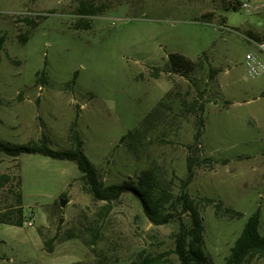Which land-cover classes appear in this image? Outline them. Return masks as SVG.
Segmentation results:
<instances>
[{
    "label": "rangeland",
    "instance_id": "obj_1",
    "mask_svg": "<svg viewBox=\"0 0 264 264\" xmlns=\"http://www.w3.org/2000/svg\"><path fill=\"white\" fill-rule=\"evenodd\" d=\"M82 1L101 12L81 16ZM236 1L0 0V140L67 150L77 120L105 186L150 172L174 196L191 158L186 191L203 220V249L209 264H225L258 210L264 236V75L251 79L245 68L249 53L264 63V0H251L252 11H235ZM172 53L196 63L190 77L164 71ZM0 174L12 177L0 188V264L147 255L181 264L177 221L153 224L130 193L95 201L75 163L2 155Z\"/></svg>",
    "mask_w": 264,
    "mask_h": 264
},
{
    "label": "trees",
    "instance_id": "obj_2",
    "mask_svg": "<svg viewBox=\"0 0 264 264\" xmlns=\"http://www.w3.org/2000/svg\"><path fill=\"white\" fill-rule=\"evenodd\" d=\"M239 8L235 3L233 8ZM79 14L84 17L97 16L101 10L91 6L87 1H82L79 6ZM83 27L82 29H89ZM4 44V37H0V47ZM196 69V63L186 56L172 53L168 56L164 71L168 74L190 77ZM157 74L154 77L160 75ZM195 107V105H193ZM194 110V109H192ZM203 107L201 111H203ZM204 128V123L200 125ZM200 129L198 136L202 135ZM70 149L54 150L47 145V142L29 143L25 145H14L0 140V156L6 155L14 159L23 155H40L59 161H69L75 163L81 174L88 183L90 192L97 202H114L125 194H133L142 204L143 211L147 218L155 225H166L177 221L179 232L175 240V254L181 264H209L204 252V232L205 228L200 215V210L196 200L186 191L193 179L194 169L191 158H188V177L181 188L178 196L171 192L158 188L157 183L150 172L144 173L138 181H126L122 184L105 186L99 176L96 166L90 161L84 152V142L78 131V122L74 121L69 132ZM10 175L0 174V188L10 184ZM21 185V181H20ZM203 201L208 204H215L214 199L205 198ZM19 220L12 222V225L22 227L24 224L23 216V194L18 195ZM223 203H220V206ZM221 208V207H218ZM242 216V215H241ZM185 217L189 218L187 224ZM261 210L251 215L243 231L232 247L225 264H256L254 261L264 259V236L260 233ZM131 264H167L162 256L147 255Z\"/></svg>",
    "mask_w": 264,
    "mask_h": 264
},
{
    "label": "built area",
    "instance_id": "obj_3",
    "mask_svg": "<svg viewBox=\"0 0 264 264\" xmlns=\"http://www.w3.org/2000/svg\"><path fill=\"white\" fill-rule=\"evenodd\" d=\"M236 4L240 10L252 11L254 9L251 0H237ZM262 7L264 8V3ZM260 49L264 50V44L260 45ZM245 68L247 76L251 79H258L264 75V63L253 54L246 55Z\"/></svg>",
    "mask_w": 264,
    "mask_h": 264
},
{
    "label": "water",
    "instance_id": "obj_4",
    "mask_svg": "<svg viewBox=\"0 0 264 264\" xmlns=\"http://www.w3.org/2000/svg\"><path fill=\"white\" fill-rule=\"evenodd\" d=\"M60 204H61L62 207H65L66 204H67V202L64 201V200H61ZM62 223H63V221L61 220V221H60V224H62Z\"/></svg>",
    "mask_w": 264,
    "mask_h": 264
}]
</instances>
